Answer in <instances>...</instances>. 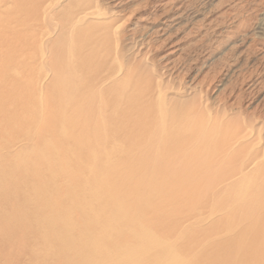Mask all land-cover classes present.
I'll return each mask as SVG.
<instances>
[{
	"label": "bare ground",
	"instance_id": "bare-ground-1",
	"mask_svg": "<svg viewBox=\"0 0 264 264\" xmlns=\"http://www.w3.org/2000/svg\"><path fill=\"white\" fill-rule=\"evenodd\" d=\"M138 1L0 0V264H264L263 124L171 86L149 57L186 8L133 41Z\"/></svg>",
	"mask_w": 264,
	"mask_h": 264
},
{
	"label": "rangeland",
	"instance_id": "rangeland-1",
	"mask_svg": "<svg viewBox=\"0 0 264 264\" xmlns=\"http://www.w3.org/2000/svg\"><path fill=\"white\" fill-rule=\"evenodd\" d=\"M235 1L237 2V0H177L179 5L182 3L186 8L180 25L172 29L175 35L172 33L171 39L155 41V47L152 48V51H155L150 53L149 62L161 66L157 68L177 65L182 70L178 74L180 78L170 82L171 86L179 84L185 89L192 83L199 82L204 87L210 83L208 93L213 103L225 107L226 110L241 107L242 113L245 114H241L243 120L246 119L249 123L252 121V124L261 122L264 128V20H261L264 17V0H244L248 8L258 10L257 20L252 21L247 32L227 34L222 31L229 25L228 16L236 4ZM159 2L161 0H140L130 8L133 14L124 29L127 39L138 41L142 37L155 35L159 28L169 21V17L178 12L177 8H173L174 10L171 9L169 13L158 14L161 12H156L153 6ZM215 24L219 25L215 27L217 32L210 29V26H216ZM259 25L263 30L260 31ZM244 33L255 39L253 41L248 39ZM262 130L264 133V129Z\"/></svg>",
	"mask_w": 264,
	"mask_h": 264
}]
</instances>
